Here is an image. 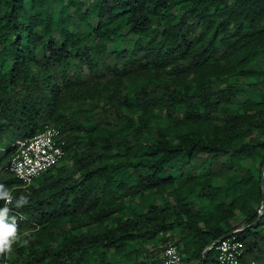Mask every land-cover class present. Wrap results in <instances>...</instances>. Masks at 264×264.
<instances>
[{
	"label": "trees",
	"instance_id": "trees-1",
	"mask_svg": "<svg viewBox=\"0 0 264 264\" xmlns=\"http://www.w3.org/2000/svg\"><path fill=\"white\" fill-rule=\"evenodd\" d=\"M45 126L64 155L21 188L3 166ZM263 160L264 0H0V264H217L235 230L264 264Z\"/></svg>",
	"mask_w": 264,
	"mask_h": 264
},
{
	"label": "built area",
	"instance_id": "built-area-1",
	"mask_svg": "<svg viewBox=\"0 0 264 264\" xmlns=\"http://www.w3.org/2000/svg\"><path fill=\"white\" fill-rule=\"evenodd\" d=\"M14 147L3 170L11 174L21 188L28 187L36 177L59 163L64 155L63 141L58 139L57 131L48 126L29 139L15 141ZM5 205L6 201L2 200V208ZM214 250L217 264H239L243 254L242 244L234 234L219 240ZM159 264H180V254L174 244L164 248Z\"/></svg>",
	"mask_w": 264,
	"mask_h": 264
},
{
	"label": "clouds",
	"instance_id": "clouds-1",
	"mask_svg": "<svg viewBox=\"0 0 264 264\" xmlns=\"http://www.w3.org/2000/svg\"><path fill=\"white\" fill-rule=\"evenodd\" d=\"M12 199L11 193L3 185H0V200L6 201V205L0 208V256L11 252L13 244L20 240L17 219L15 216H9L10 209L7 206L12 202ZM28 202L27 197L20 196L16 202V207L19 208ZM23 243L27 244L28 241L24 240Z\"/></svg>",
	"mask_w": 264,
	"mask_h": 264
},
{
	"label": "water",
	"instance_id": "water-1",
	"mask_svg": "<svg viewBox=\"0 0 264 264\" xmlns=\"http://www.w3.org/2000/svg\"><path fill=\"white\" fill-rule=\"evenodd\" d=\"M263 172H264V160H263V163L260 167V172H259V178H260V184H259V187H260V193H261V202H260V207L257 211V218L256 220L251 224V225H254L257 221H258V218L259 216L261 215V209L263 207V204H264V182H263ZM237 231L239 230H235V231H232L230 232L229 234H226L224 236H221L220 238H218L217 240L213 241L210 245H208L202 252V258H204L206 256V254L208 253V251H210L214 246L215 244L221 240V239H224L226 238L228 235H231V234H235Z\"/></svg>",
	"mask_w": 264,
	"mask_h": 264
},
{
	"label": "rangeland",
	"instance_id": "rangeland-1",
	"mask_svg": "<svg viewBox=\"0 0 264 264\" xmlns=\"http://www.w3.org/2000/svg\"><path fill=\"white\" fill-rule=\"evenodd\" d=\"M127 47H128L127 43H118V44H114V45H109L107 47V49H108V52H114V51H118L120 49H125Z\"/></svg>",
	"mask_w": 264,
	"mask_h": 264
}]
</instances>
